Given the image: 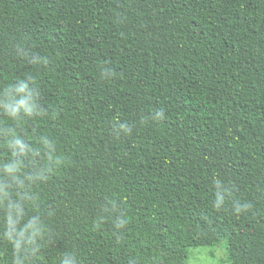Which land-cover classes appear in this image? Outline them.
Returning <instances> with one entry per match:
<instances>
[{
  "label": "trees",
  "instance_id": "16d2710c",
  "mask_svg": "<svg viewBox=\"0 0 264 264\" xmlns=\"http://www.w3.org/2000/svg\"><path fill=\"white\" fill-rule=\"evenodd\" d=\"M264 264V0H0V264Z\"/></svg>",
  "mask_w": 264,
  "mask_h": 264
},
{
  "label": "rangeland",
  "instance_id": "374dc122",
  "mask_svg": "<svg viewBox=\"0 0 264 264\" xmlns=\"http://www.w3.org/2000/svg\"><path fill=\"white\" fill-rule=\"evenodd\" d=\"M227 248L226 241L213 247L190 248L186 264H231Z\"/></svg>",
  "mask_w": 264,
  "mask_h": 264
}]
</instances>
